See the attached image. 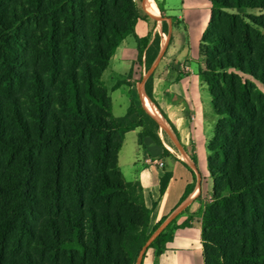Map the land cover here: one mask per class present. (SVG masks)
Returning <instances> with one entry per match:
<instances>
[{"label":"trees","instance_id":"16d2710c","mask_svg":"<svg viewBox=\"0 0 264 264\" xmlns=\"http://www.w3.org/2000/svg\"><path fill=\"white\" fill-rule=\"evenodd\" d=\"M210 1L199 77L215 117L212 196L183 224L174 220L142 264L196 217L204 264H264V0ZM147 19L136 0H0V264H136L167 220L151 228L141 183L127 182L119 166L137 129L142 149L169 153L160 125L132 84L127 114L115 117L103 81L128 37L140 60L146 51L147 69L156 61L161 36L148 48L136 35ZM153 80L146 94L179 138ZM171 179L161 177V196Z\"/></svg>","mask_w":264,"mask_h":264},{"label":"crops","instance_id":"0c3cea01","mask_svg":"<svg viewBox=\"0 0 264 264\" xmlns=\"http://www.w3.org/2000/svg\"><path fill=\"white\" fill-rule=\"evenodd\" d=\"M156 3L158 7L161 6L158 0ZM161 14L162 17L163 15L165 16V8ZM147 20L138 22L136 26L137 37L140 39L149 38V48L156 35L159 34L162 38L160 52L165 49L162 58L152 73L154 76L153 95L160 108L176 127L179 144L185 153L184 156L180 152L183 157L176 155L165 142H163L164 146L169 153L164 154V151L160 147H157L151 154L150 150H153L152 146L147 150H141L143 152V162L140 160L139 163L144 168H137L134 181H139L144 189L146 204L152 209L151 228H153L164 218L170 219L178 210L181 211L173 221L177 220V225L183 224L191 214H196L199 211L201 205L205 204L206 198H211L212 187L207 188L206 185L207 179L210 178L209 172L207 177V174L200 168V157L203 159L204 153L201 148L203 144L201 146L202 124L200 123L203 98L200 96L201 85L199 84V79L192 73L187 64L176 63L173 60L174 55L169 53L171 50L170 43L166 45L162 31H160L158 26H151L150 21ZM125 41L117 49L114 56L122 48V56L132 66L127 74L126 81L119 82L121 84L118 83L115 89L120 88L123 84H126L130 89V83L134 87L135 83H139L138 80L140 79L138 78L143 79L147 71L145 61L146 51L143 54L142 60H140L137 39L136 50L128 48ZM150 154L156 155L157 158L154 161L157 164L160 162L158 166L156 163L149 167L144 164L145 159L149 158ZM135 165L137 166V163ZM165 172L172 173V179L165 194L161 196L160 179ZM189 185L194 186L193 191L182 202V198ZM155 203L157 205L154 207ZM187 209L189 212H186ZM194 239H197V242L202 247L201 220L198 217L194 218L191 222V227L176 229L174 231V239L167 245L165 252L160 257H156L155 253L149 254L144 264H197L195 256L190 253V247H193V243H195ZM198 264L202 263L198 261Z\"/></svg>","mask_w":264,"mask_h":264},{"label":"rangeland","instance_id":"374dc122","mask_svg":"<svg viewBox=\"0 0 264 264\" xmlns=\"http://www.w3.org/2000/svg\"><path fill=\"white\" fill-rule=\"evenodd\" d=\"M141 6H143L144 10L151 15L153 18L149 17L147 21H150L151 26L157 27L162 31L163 39L165 40L166 45L170 43L171 50L169 53L174 55L173 60L176 63L187 64V66L191 69L192 73L196 75L199 79L200 87V96L203 98L202 102V112L200 123L201 126V146L203 144L202 152L204 156L201 159L200 157V168L204 171L206 176L208 177V143L213 136L214 133V124H215V117L211 110L210 104V95L206 86L202 83L199 72L200 69L203 68V64L200 60V46L203 43V39L206 33V30L209 26L211 20V1L210 0H158L162 7L165 8V16L160 12V9L155 0H150L152 5V10L149 7L147 0H138L137 1ZM167 16V17H166ZM167 19V20H162ZM158 20V21H157ZM164 22L167 23V31L168 33H164L163 26ZM161 25V26H160ZM161 27V28H160ZM125 44L131 50H136L137 48V41L134 36L127 38ZM122 49V48H121ZM118 50L116 56L111 60L108 69L105 71L103 75V81L105 86L107 87L109 94L112 99V108H113V115L117 118L124 117L127 114L128 108L130 107V89L126 84H123L120 88L115 89L119 82H125L127 79V74L130 71L131 63L126 61L121 54L122 50ZM154 53V49L152 50L151 54ZM161 53V52H160ZM123 57V58H122ZM159 55L156 59L158 60ZM162 58V57H161ZM155 61V62H156ZM155 62L153 65L147 69L145 73V77L143 79L138 78L140 80L139 83H135L134 85V94L137 101L140 99L142 104L144 105V99L147 97L143 91H146V84L150 77H146L151 72ZM143 83V85L141 84ZM120 84V83H119ZM131 84V83H130ZM148 98V97H147ZM152 104V103H151ZM145 106V105H144ZM156 107V106H155ZM154 109V105H153ZM159 112V110L156 108ZM156 113V112H155ZM161 115V113L159 112ZM151 116L154 115L151 113ZM160 131L159 135L165 144H167L176 155L183 157L180 151L174 145L173 139L178 140L177 135L173 131L170 124L163 118L161 115L160 117ZM169 129L170 134L168 133L167 129L164 125ZM141 130L137 129L131 131L126 134L124 145L119 154V166L121 171L124 174L125 180L127 182H133L136 176L137 168H144L142 164L139 163L143 162V152H141L142 148L139 145V134ZM158 146L156 144H152V148L150 152L152 154L153 151L156 150ZM181 151H183L181 149ZM184 152V151H183ZM148 159H156V155L153 154ZM202 155V154H201ZM186 158V157H184ZM183 158V159H184ZM204 160V161H202ZM137 163V166L135 165ZM146 166L155 165L153 162L148 164L144 161ZM160 164H156L157 166ZM162 167V166H161ZM207 188L212 187V180L210 178L207 179ZM211 198H206L205 203H208ZM195 240V239H194ZM195 240L193 243V247H190L191 254L195 256L199 263L204 264V256H203V248L201 245ZM154 253L153 250L148 251L147 257L149 254Z\"/></svg>","mask_w":264,"mask_h":264},{"label":"water","instance_id":"95a60500","mask_svg":"<svg viewBox=\"0 0 264 264\" xmlns=\"http://www.w3.org/2000/svg\"><path fill=\"white\" fill-rule=\"evenodd\" d=\"M136 3H137V5H138V7H139V9L145 14V15H147V16H149V17H151V18H153L151 15H149L145 10H144V8H143V6H141V4H139L138 2H137V0H136ZM153 19H155V18H153ZM156 20V19H155ZM162 20H165V19H162ZM164 52H165V49H163L162 51H161V53H160V55H159V58H158V60L155 62V64H154V66H153V68H152V70H151V72L149 73V75L148 76H146V77H150L151 75H152V73L154 72V70L156 69V67H157V65H158V63H159V61H160V59H161V57L163 56V54H164ZM142 85H143V83H141ZM143 91H144V93H145V95L147 96V94H146V91H145V89H143ZM148 97V96H147ZM148 99H149V101L152 103V101L150 100V98L148 97ZM153 104V103H152ZM154 105V104H153ZM154 107H155V105H154ZM155 109H156V107H155ZM158 123H160V120L159 119H155ZM162 125H164L165 126V124L164 123H162ZM165 128L167 129V131H168V133L170 134V131H169V129L165 126ZM173 142H174V145L176 146V148L185 156V153L183 152V151H181V146H180V144H179V142L177 141V140H175V139H173ZM180 211L181 210H178L177 212H175L173 215H172V217L170 218V219H168L153 235H152V237L149 239V241L147 242V244L145 245V247L142 249V251H141V253H140V255H139V258H138V260H137V263L136 264H142L143 263V259H144V255H145V253H146V251L148 250V248H149V246L159 237V235L162 233V232H164V230L170 225V223L173 221V219L180 213Z\"/></svg>","mask_w":264,"mask_h":264},{"label":"bare ground","instance_id":"6f19581e","mask_svg":"<svg viewBox=\"0 0 264 264\" xmlns=\"http://www.w3.org/2000/svg\"><path fill=\"white\" fill-rule=\"evenodd\" d=\"M148 1V4H149V7L151 8V10H152V5H151V3H150V0H147ZM153 11V10H152ZM158 21V20H157ZM161 26V25H160ZM161 28V27H160ZM144 105L146 106V107H148V109L150 110V112L154 115V117L156 118V119H160V117H161V115L159 114V112L155 109V107H154V109H153V104H151V102L149 101V99L147 98V97H145V99H144ZM156 112V113H155Z\"/></svg>","mask_w":264,"mask_h":264},{"label":"built area","instance_id":"2783aa9c","mask_svg":"<svg viewBox=\"0 0 264 264\" xmlns=\"http://www.w3.org/2000/svg\"><path fill=\"white\" fill-rule=\"evenodd\" d=\"M146 162H147L148 164H150V163H152V162H153L154 164H155V163L157 164V162H155V161L152 160V159H148V160H146ZM161 166H162V164H161Z\"/></svg>","mask_w":264,"mask_h":264}]
</instances>
